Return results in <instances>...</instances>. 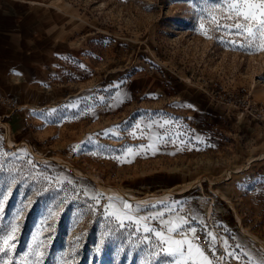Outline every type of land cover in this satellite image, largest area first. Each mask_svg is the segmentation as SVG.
Here are the masks:
<instances>
[{
    "label": "rangeland",
    "instance_id": "1",
    "mask_svg": "<svg viewBox=\"0 0 264 264\" xmlns=\"http://www.w3.org/2000/svg\"><path fill=\"white\" fill-rule=\"evenodd\" d=\"M216 3L0 0V92L32 112L25 126L21 109L7 116L0 103L5 223L23 207L0 261H34L43 227V264H163L143 222L120 228L105 215L114 197L138 207L134 217L220 229L213 264H264V118L210 91L215 81L245 88L264 106V51L218 42L208 20L205 38L201 9ZM150 142L155 151L140 149ZM85 191L102 194L99 204Z\"/></svg>",
    "mask_w": 264,
    "mask_h": 264
},
{
    "label": "snow or ice",
    "instance_id": "2",
    "mask_svg": "<svg viewBox=\"0 0 264 264\" xmlns=\"http://www.w3.org/2000/svg\"><path fill=\"white\" fill-rule=\"evenodd\" d=\"M201 13L200 19L202 22L199 30L205 38H212L208 34L209 29L203 23L204 20H208L213 31L222 33L221 36L216 37L218 42L230 44L233 49L239 48L251 51L255 47L256 51H264V0H217V3L209 8L201 9ZM224 35L241 37L243 42H238L235 39L225 41ZM257 41H259L258 44ZM136 127L138 128L139 125ZM150 127L151 125H149ZM104 134L106 136L109 134L118 136V133L114 130H106ZM131 134L135 136V132ZM155 139L161 140L164 138L157 135ZM149 140L152 141L153 137L150 136ZM164 142L166 143L167 140H164ZM139 147L140 149H154V144L150 142L148 145H140ZM127 152L131 153L132 149L128 148ZM84 195L95 200L97 204H99L102 197V194L99 193L90 195L88 191H85ZM5 199L4 193L0 192V254L8 256L9 252L16 247V233L21 228L17 221L23 207L17 209L14 217L5 223L6 214L3 205ZM107 199L109 203L105 205V215L114 217L120 228L126 226L125 221L135 222L138 226L143 222L144 233L154 235L157 238L158 242L155 246L164 254L163 257H160L157 253V258L162 259L163 264H213L205 250L195 243V240L198 239L196 236L197 229L191 226V222L187 218L165 216L164 212H158L151 216L134 217L132 213L139 211L138 207L133 209L130 203L119 198L108 197ZM36 204L38 205L39 201ZM168 211L172 212L173 209L169 207ZM51 215L53 213L49 214V218ZM152 220H158L159 227H149L147 222ZM48 227L52 226L49 225ZM42 231L43 227L33 237L34 247L30 248L29 254L34 255L35 260L29 262V264H43L44 252L40 250L44 247V240L40 239ZM188 233H191V238ZM208 235L212 236L211 233H208ZM176 236L181 238L176 239ZM45 239L50 240L51 237ZM145 239L151 240V236H146ZM214 241L215 237L213 236L210 245V248L213 249V255ZM0 264H12V261L9 258L6 261H0Z\"/></svg>",
    "mask_w": 264,
    "mask_h": 264
},
{
    "label": "built area",
    "instance_id": "3",
    "mask_svg": "<svg viewBox=\"0 0 264 264\" xmlns=\"http://www.w3.org/2000/svg\"><path fill=\"white\" fill-rule=\"evenodd\" d=\"M211 85V94H213L216 99L220 100L221 102H224L227 105L237 106L244 112H247L248 114H251L256 118H264V106L252 103L249 99V94L247 93L245 88H241L238 91L229 92L227 91L226 86L221 83H218L217 81L212 82ZM0 103L8 106L12 110L21 109V119L23 124L25 126L30 125V118L32 114L31 109L28 107H21L16 96L0 94ZM209 227V229L208 227H204L201 225L195 227L197 229L196 236L198 237V239L195 240V243L200 245L210 258H216V249H221V252H223L219 235L220 229H215V227L211 223H209ZM208 231H210L213 236H215L214 255L213 249L210 248V245L212 244V237L208 235Z\"/></svg>",
    "mask_w": 264,
    "mask_h": 264
},
{
    "label": "crops",
    "instance_id": "4",
    "mask_svg": "<svg viewBox=\"0 0 264 264\" xmlns=\"http://www.w3.org/2000/svg\"><path fill=\"white\" fill-rule=\"evenodd\" d=\"M2 92H0V94H1ZM3 94H5V93H3ZM7 95V94H6ZM11 96H15V95H11ZM192 97V96H191ZM195 97V96H194ZM193 97V98H194ZM197 97V96H196ZM196 97H195V99H196ZM18 98V97H17ZM193 98H191V101L193 100ZM19 101V100H18ZM7 109H10L8 106H5ZM13 112V110L11 109V110H9V112H8V114H7V116H10L11 115V113ZM5 115V114H4ZM10 122H12V124L13 125H15V121H14V116H12V119H11V121Z\"/></svg>",
    "mask_w": 264,
    "mask_h": 264
},
{
    "label": "bare ground",
    "instance_id": "5",
    "mask_svg": "<svg viewBox=\"0 0 264 264\" xmlns=\"http://www.w3.org/2000/svg\"><path fill=\"white\" fill-rule=\"evenodd\" d=\"M75 154H76V158H79V157H78V153H75ZM166 193H169V192H166ZM166 193H164V194H166Z\"/></svg>",
    "mask_w": 264,
    "mask_h": 264
}]
</instances>
